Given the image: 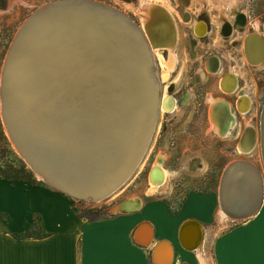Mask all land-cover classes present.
Here are the masks:
<instances>
[{"label":"bare ground","instance_id":"bare-ground-1","mask_svg":"<svg viewBox=\"0 0 264 264\" xmlns=\"http://www.w3.org/2000/svg\"><path fill=\"white\" fill-rule=\"evenodd\" d=\"M96 1L123 13L130 22L110 11L97 7L86 8L85 6L70 9L60 15L48 17L45 15L46 18L38 19L37 24L32 26L28 32L23 31L14 46L9 66L5 71L8 51L1 78V90L5 84V92L9 96V105L7 102L5 112L4 103L7 99H4L5 97L3 98L1 94L0 104H2L3 120L16 150L23 159L27 160L29 166L41 179L55 188L58 186L69 191L70 186L66 182L67 180L70 183L75 181L85 183L87 181L105 187L117 181L118 177L131 164L138 140H141L144 126L154 108L156 106L158 108L155 116L157 122L160 111L171 113L178 106L174 97L166 90H161V84L157 78L159 74L157 75L156 69V62L158 61L161 67V78L166 82L173 68H175L176 57L171 50L177 39L174 20H172L173 15L171 16L170 10L157 3V5L154 4L155 7L148 6L147 3L149 2L142 0V2H146L141 5L144 23L139 24L119 8L99 0ZM31 14L18 29L11 46ZM237 28L241 29L242 25L238 24ZM202 30L197 29V32L202 34ZM254 33L256 35L252 37L251 44H255L260 38H264L260 31ZM246 36L247 34L243 37L242 44L243 59L249 66L263 65L264 44H252L251 50H247L246 55ZM250 43L248 45L251 46ZM161 50H170L169 57H165ZM148 54L154 62L152 68H149ZM74 55L81 56L80 58L83 60L107 65L106 69L98 71L102 88L99 97L105 100V105L100 111L101 133L96 134L100 141L72 145L60 141L57 144L54 141L56 138L52 135V132L55 131L53 126L51 124L45 126V110H60L62 113L68 114V116H64L65 120L63 121L69 122L76 112L87 114L90 110L88 106L84 107V111L79 105V101H73L69 109H65V106L61 104V99H64L66 91L62 92L60 87L66 88L71 86L73 82L62 77L58 70L70 66ZM234 86L235 82L231 83V80L230 83L225 84L229 91H232ZM47 94L50 95V99L45 104V95ZM188 98V95H185L183 104L187 102ZM28 101H30L29 107ZM217 101L216 99L213 102ZM74 105L79 106V108H74ZM242 109L245 111L247 107L242 106ZM28 110H31L29 125L26 121ZM51 114H47L48 120ZM215 118L218 120V115ZM231 118L232 114L229 116V119ZM229 119L226 120V123ZM221 121L215 122L217 131L221 134L229 133L231 127L229 128L228 125L227 128H224L226 123H223L224 126L222 127ZM20 127H25V135L19 131ZM254 128H248L244 135L243 131L240 133L237 146L240 152L250 153L260 143L264 158V108L261 129L259 131ZM58 146L68 148V150L64 153L60 151ZM145 147L144 152L147 145ZM237 160H248L256 164L252 160L239 158L229 162L224 167L218 184V202L220 212L228 218H230L228 214L221 209L222 200L225 207L235 214L249 210L257 200L259 201L261 193L263 197L254 214L259 211L264 202V172L256 164L260 169V173L257 175L250 163L245 162L233 166L235 168L231 172L230 178L224 183L225 196L220 199L223 174L226 168ZM45 167H49L51 170L63 169L67 180L65 181L56 175H46ZM168 175L167 169L161 162L154 164L149 173L152 188L156 190L164 185ZM130 177L131 175L107 197L117 193ZM78 187L76 186V188ZM67 194L74 197L70 193ZM122 206L128 205L121 204L117 209H121ZM183 233L184 244L188 247L185 249L196 250L200 238L203 239L202 226L200 227L196 222L190 223ZM143 235L144 241L149 242L152 237V228L151 230L147 228ZM158 253L164 257L157 259L162 264H168L175 256L174 247L169 242L161 246Z\"/></svg>","mask_w":264,"mask_h":264},{"label":"crops","instance_id":"crops-1","mask_svg":"<svg viewBox=\"0 0 264 264\" xmlns=\"http://www.w3.org/2000/svg\"><path fill=\"white\" fill-rule=\"evenodd\" d=\"M156 192L149 187L133 194L122 202L128 206L90 221L79 216L76 198L50 184L0 174V264H162L158 252L167 242L175 250L168 264H264V202L252 217L235 221L220 212L218 188L190 192L179 211L148 200ZM189 220L203 229L196 250L180 241Z\"/></svg>","mask_w":264,"mask_h":264},{"label":"rangeland","instance_id":"rangeland-1","mask_svg":"<svg viewBox=\"0 0 264 264\" xmlns=\"http://www.w3.org/2000/svg\"><path fill=\"white\" fill-rule=\"evenodd\" d=\"M50 1L53 0H0V101L3 68L15 34L33 11ZM99 1L115 6L126 12L139 24L144 23L141 13V5H144L146 2H149L147 3L149 4L148 6L152 5L155 7L157 4L161 6L164 5L163 7L170 10L173 18L175 14L181 16L180 19L182 21H179V25L182 27L181 29L183 32L180 36L181 45L176 49L174 46L171 50L176 57L175 66L177 60L179 62V67L177 69L180 72L176 73L178 77L176 78V83H174L175 85H172L171 83L169 84V82L163 83V85H165V90L169 93L176 92L180 94L187 89H191L190 92L193 94V100H191V106H189V109L193 110V112H187V108H179L178 111L172 115L163 113L165 112L163 111L157 129H154L151 141L145 150L144 158H142L136 166L127 183L117 193L100 200L94 201L91 199L76 198L79 212H95L102 217H105L109 210H113L116 206H121L122 202L129 196L133 194L143 195L147 188H152L149 173L153 165L157 162H161V164L167 169L169 175L164 185L156 190L152 188L154 192H157L153 197H149L148 200L154 198L158 200L161 199L170 206L172 211L181 210L187 195L194 190H216L217 184H219L218 181L221 176L220 174L224 167L235 159L246 158L252 160L253 162H257L264 170V158L260 143L258 147L250 153L240 152L237 146V131H233V134H230L232 130L229 133H224V135H220L221 133L218 134L219 132L215 127V122L221 121L224 116L219 119L220 114L212 112L211 125L209 115L205 112L204 108L201 110L197 108L200 107L199 103L201 104L203 102L205 91L208 88L206 85L201 86L202 88H195L190 84V78L194 74L196 75V70H199L198 73L200 72L199 68L203 67V64L198 62L201 60L200 58L196 59L189 52L191 50L190 37L189 34H184L186 30H190V26L199 18L197 14L202 10H205V6H207V12L213 18L215 27L220 26L223 21L233 20L238 14L244 13L247 15L248 20L246 27H244L243 30L237 31L236 34L238 35L239 33H242L241 31H244L243 35L249 31H260L264 35V0ZM189 1H191L190 4ZM189 7H191L189 10H194L196 14L193 15L194 18L191 23L185 24L184 21L186 19L184 18V14ZM173 18L172 20H174L176 29L177 43L179 31H177V22L175 18ZM224 47L227 57V60L225 61L226 70L230 69L236 71V73L244 77L246 83H249L251 79H256L258 81L256 87L257 101L255 109L257 119L255 124L260 131L262 111L264 108V84L261 85L260 83L264 82V64L257 67V69L247 70L245 66L242 65V62L245 60L243 58L239 59L243 54L240 48L237 46L235 51L237 54L235 56V53L233 52L234 50L230 45ZM201 49L204 50V48H202V46L199 47L200 54L202 51ZM161 51L164 55L165 50ZM166 51L168 52V56H164L168 58L170 50ZM158 52L160 51L158 50ZM231 56L235 57L238 61L237 64L231 62ZM158 64L159 62L157 61V73L159 74L160 72L161 75V67ZM174 69L175 68H173V71ZM202 75L205 76V73L202 72ZM210 98L214 101V98ZM223 110L221 109L222 115L224 113ZM217 115L218 120L215 118ZM249 117L251 116H248V118ZM165 123H168V125ZM6 129L2 114V104H0V174L12 180H27L35 183L39 182V180L44 181L18 153Z\"/></svg>","mask_w":264,"mask_h":264},{"label":"water","instance_id":"water-1","mask_svg":"<svg viewBox=\"0 0 264 264\" xmlns=\"http://www.w3.org/2000/svg\"><path fill=\"white\" fill-rule=\"evenodd\" d=\"M81 6H85L86 8L87 7L88 8H91V7L96 8L97 7V8L106 10V11H110L111 13H114L117 16L123 18L125 21L129 20L128 18L125 17V15L123 13L113 9L112 7H110L108 5L100 3L96 0H53V1L47 2L46 4L39 6L31 14V16L27 19V21L25 22V24L22 26L21 30L17 34L15 41H14L13 45L11 46L9 53H8L7 62L5 65V71H6L7 67L9 66L14 46L17 44L18 40L20 39L21 35L23 34V31L26 30L25 33L28 32V30H30L32 26L37 24V20L42 19V17L44 19V18L51 16V15H60L62 13H66L70 9H73V8L76 9V7H81ZM45 15H46V17H45ZM240 16L242 17V21H241L242 24L246 23V19H247L246 14L241 13ZM128 22H130V20ZM255 35H256V33H252L250 35V37H247V39L245 41L246 55H247V50L250 51L252 48V44H253V43L252 44L250 43V41H251L250 38H251V36L254 37ZM249 43L251 44V46L248 45ZM257 43L258 44L262 43V45H263L264 44V38H260L258 40V42H256L253 45H257ZM83 52L85 53V51H83ZM148 56H149V68L150 67L152 68L154 66V62L151 59L152 57L149 54H148ZM80 57L81 56L74 55L73 58L71 59L70 66H67V68H64L62 70H60V69L58 70L62 77L67 78L73 82V84L71 86H68L66 88L59 86L62 92L66 91V93L64 92L65 94L63 93L65 96H64V99H61V102H62L61 104L63 106H65L64 107L65 109H69V108H71L73 101H79L80 102L79 105L81 106V108H83V110H84V107L86 108L89 106L91 112H90V110H89V112H87V114H83L81 112H76L74 114L73 119L69 122V121H63V120H65L64 116L66 117V116H68V114L62 113L60 110H55V109H53L52 111H46L45 110V126L49 125V124H51L53 126V129L56 132L53 131L52 135H53V137L56 138V140H54V141L57 144H59L60 141L66 142L69 145H72L75 143H88V142L100 141V138L97 137L96 134L101 133V125H99L100 111L102 110V108L105 105V100L99 97V95L102 93V88H101V83L99 82V79H101V78H100V75L98 74V71L106 69L107 65L102 64L100 62H91V61L83 60ZM59 67H61V66H59ZM5 71H4V75H5ZM97 80H98V82H97ZM1 94H2L3 98L5 97L4 99H7V101L4 103V111L6 112L7 102L9 105V96L5 92V84H3ZM48 99H50V95L47 94V95H45V104L48 103V101H49ZM27 103H28V107H29L30 101H28ZM73 107L79 108V106H75V105ZM157 111H158V108L156 106L154 108V111H152L150 113V116H149V118H148V120L144 126L142 138H141V140H138V143H137V146L135 149V153L133 156V160H132L131 164L129 165L128 169L124 170L123 174H121L118 177L117 181H115L114 183L108 184L107 187L98 186V185H95L94 183H89L87 181L85 183H81L79 181H75V182L70 183L66 179V177L64 175L65 171L63 169L62 170H58V169L51 170L49 167H47V168L45 167L46 168L45 174L46 175H49V174L50 175H56V176L61 177L65 181L67 180L66 182H68V185L70 186V188H69L70 191L63 189L61 187H58V186H57V188H59L60 190L66 192V193L72 194L74 196V198H77V199H87L88 198V199H91L94 201L106 198L109 194H111L113 191H115L117 188H119L126 181V179L132 174V172L134 171V169L136 168V166L138 165V163L141 161L142 157L144 156V154H145L144 148H146L145 147L146 145L148 147V145L151 141L154 129H155V125H156L155 116H156ZM47 114H51V116L49 117V120H48ZM30 116H31V110H28V114H27V118H26L28 125L30 123ZM19 131L24 133V135L26 134L25 127L24 128L20 127ZM22 140H23V138H22ZM58 148H60L61 149L60 151H62L64 153H65V151L68 150V148H62L60 146H58ZM34 156L36 157L35 154H34ZM25 161L27 162L26 159H25ZM240 162L250 163L252 168H254L256 174L258 175L260 173V169L257 167V165L248 161V160H237V161L232 162L226 168V170L223 174L221 187H220V199H222L223 196H225L224 183L226 182V180H228V178H230V174L235 168L233 166L235 164L240 163ZM86 178H89V177H86ZM76 186H79L80 188L79 187L76 188ZM262 197H263V195L261 193V196L259 197V201L257 200L249 210L244 211L242 213L235 214V213L231 212L228 208L225 207V205L223 204L224 203L223 200L221 202V209L224 212H226L232 220H235V221L245 220V219L250 218V216H253V214L256 212L257 207H259V205L261 203ZM194 222L198 223V225L201 227V224L199 222H197L196 220L186 221L181 226L179 236H180L181 244H182V246H184V248H188V247H186L184 244V240H183L184 233L183 232L185 231V229L187 228V226L190 223H194ZM201 241H202V238H200L199 245L201 244ZM160 244H158L156 246V248L154 250L155 254H156V251H157ZM199 245L195 249H197L199 247Z\"/></svg>","mask_w":264,"mask_h":264},{"label":"flooded vegetation","instance_id":"flooded-vegetation-1","mask_svg":"<svg viewBox=\"0 0 264 264\" xmlns=\"http://www.w3.org/2000/svg\"><path fill=\"white\" fill-rule=\"evenodd\" d=\"M190 3L191 1H189V4ZM190 8L191 7L186 9V12L184 14V18L186 19L184 21L185 24L191 23L194 18L193 15L196 14L194 10H189ZM240 15L241 14H238L233 20L223 21L220 26L215 27L214 20L210 16V14L207 12V6H205V10H202L201 12H199V14H197L199 18L195 22L197 21L198 22L196 24L194 22L195 25L194 24L191 25L190 30H186L184 32V34L186 35L189 34V37H190L191 46L190 45L188 46H190L191 50L189 52L196 59L200 58L201 60L198 62L203 64V67L199 68L200 74L198 73L199 70L198 71L196 70V75L194 74L190 78V84H192V86H194L195 88L196 87L202 88L201 86L203 85H206L208 88L205 91L203 102L201 104L199 103L200 107H197V108L200 110L204 108L205 112L209 115L211 125H212V119H211L212 112L219 113L220 119L222 116H224L221 121L222 125L220 124L222 127L224 126L223 123H226V120L229 119L230 114H232V118L229 119V121H227V123L225 124L226 126L224 128H227V126L229 125L228 127L229 128L231 127L230 129L232 130L230 134H233V131H237L236 134L238 135L237 136L238 142L240 139L241 131H243V135H244L248 128H254L255 126L254 129L256 128L258 129L257 125L255 124L256 123L255 121L257 119V113L255 109H256V101H257L256 87H257L258 81L256 79H251L249 83H246L244 77L236 73V71H233L230 69L226 70V66H225L226 65L225 61L227 60V57H226V50L224 46L230 45L231 48L234 50L233 52L235 53V56H236L237 53L235 51L237 49V46L242 51L241 47L243 44V37L247 34V36L245 37V41H246L247 37H250V35L254 33V32L249 31L243 35L244 31H241L242 33H239L238 35L236 34L237 31L243 30L244 27H246V23L248 21L246 19V23L242 24L241 22L242 17ZM180 17L181 16H178V14H175L174 16L177 22L178 31H179L178 41L175 45V49L178 48L179 45H181L180 36L183 33L181 29L182 27L179 25V21H182ZM238 24H241L242 28L237 30L236 26ZM200 26L203 28H201ZM197 29L198 30L203 29L201 32L202 34H199L200 32L198 33ZM250 39L252 40V36ZM201 46L202 48H204V50L201 49L202 51L200 54L199 47ZM164 55L168 56V52L166 50L164 51ZM242 58H243V54L242 56L239 57V59H242ZM231 59H232L231 61L232 63L237 64L238 61L235 59L234 56H231ZM158 65L160 66V64ZM242 65L245 66L247 70L257 69L258 67L257 65L249 66L247 65L245 61L242 62ZM178 67H179V62L177 60L175 69L174 71H172L168 81L166 82L161 78L160 72H159V75L157 73L158 75L157 78L159 80V83L161 84V90L163 91L165 90V85H163V83L169 82V84L171 83L172 85H175L174 83H176V78L178 77L176 73L180 72L177 69ZM156 69H157V66H156ZM202 72L205 73V76L202 75ZM233 78H235V80H233ZM230 80H231V83L235 82V86L232 89V91L227 90L225 87V84L227 82L230 83ZM260 84L263 85L264 82H261ZM190 91L191 89H187L186 91L180 94L176 92H170V93L168 92L172 97H174L177 100L178 106L176 107L173 113H170L168 111H165L163 113L172 115L176 111H178L179 108H182V109L187 108L186 111L189 113H192L193 110H190L189 106H191V100H193V94ZM186 94H188L189 98L187 102L183 104V99ZM210 97L214 98V100L217 99L218 101L213 102ZM242 106L247 107L246 109L247 111L245 110L246 112L243 111ZM221 109L222 110L224 109L223 115L221 113ZM161 113L162 111H160L159 116L157 118L155 130L157 129V126L159 124ZM248 116H251V117L248 118ZM165 124L168 125V123H165ZM220 135H224V134H220ZM217 188H218V184H217Z\"/></svg>","mask_w":264,"mask_h":264},{"label":"trees","instance_id":"trees-1","mask_svg":"<svg viewBox=\"0 0 264 264\" xmlns=\"http://www.w3.org/2000/svg\"><path fill=\"white\" fill-rule=\"evenodd\" d=\"M79 216L86 219V220H90V221H93V220H97V219H100L102 216L100 214H97L95 212H87V211H80L79 212ZM33 230L32 229H29L26 233L27 235H33Z\"/></svg>","mask_w":264,"mask_h":264}]
</instances>
